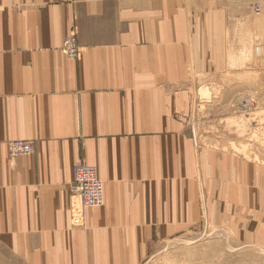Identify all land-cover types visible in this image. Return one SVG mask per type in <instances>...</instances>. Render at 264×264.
Listing matches in <instances>:
<instances>
[{
	"label": "crops",
	"instance_id": "1",
	"mask_svg": "<svg viewBox=\"0 0 264 264\" xmlns=\"http://www.w3.org/2000/svg\"><path fill=\"white\" fill-rule=\"evenodd\" d=\"M208 1L0 0V264H142L204 224L232 234L224 264H264V162L214 150L187 119L227 57ZM13 140L34 152L11 156ZM81 162L105 203L77 226Z\"/></svg>",
	"mask_w": 264,
	"mask_h": 264
},
{
	"label": "rangeland",
	"instance_id": "2",
	"mask_svg": "<svg viewBox=\"0 0 264 264\" xmlns=\"http://www.w3.org/2000/svg\"><path fill=\"white\" fill-rule=\"evenodd\" d=\"M208 2L214 12L226 13L227 57L217 62L222 64L215 70L219 79L196 81L187 119L198 139L210 137L214 150L264 162V0ZM231 237L204 224L156 245L142 264H224L237 247Z\"/></svg>",
	"mask_w": 264,
	"mask_h": 264
},
{
	"label": "built area",
	"instance_id": "3",
	"mask_svg": "<svg viewBox=\"0 0 264 264\" xmlns=\"http://www.w3.org/2000/svg\"><path fill=\"white\" fill-rule=\"evenodd\" d=\"M78 34V28L73 26L63 45V51L75 59L80 58L83 52ZM9 152L11 156L29 155L34 152V146L28 140H13L9 144ZM70 190L72 221L77 226H84L87 221L88 209L101 207L105 202L104 182L99 177L97 167L85 162L77 164L73 169Z\"/></svg>",
	"mask_w": 264,
	"mask_h": 264
},
{
	"label": "bare ground",
	"instance_id": "4",
	"mask_svg": "<svg viewBox=\"0 0 264 264\" xmlns=\"http://www.w3.org/2000/svg\"><path fill=\"white\" fill-rule=\"evenodd\" d=\"M243 102H249V100H243ZM247 104V103H246ZM245 105V104H244ZM105 203V202H104ZM87 222V221H86ZM86 224V223H85ZM191 241V240H190ZM185 242H187V241H185Z\"/></svg>",
	"mask_w": 264,
	"mask_h": 264
}]
</instances>
